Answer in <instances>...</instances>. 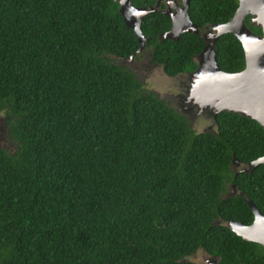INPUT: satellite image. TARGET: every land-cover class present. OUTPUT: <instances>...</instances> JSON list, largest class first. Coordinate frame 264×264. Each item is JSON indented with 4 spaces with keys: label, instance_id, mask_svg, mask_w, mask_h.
Instances as JSON below:
<instances>
[{
    "label": "trees",
    "instance_id": "obj_1",
    "mask_svg": "<svg viewBox=\"0 0 264 264\" xmlns=\"http://www.w3.org/2000/svg\"><path fill=\"white\" fill-rule=\"evenodd\" d=\"M236 8L190 0L188 14L202 30ZM170 27L154 12L141 31L148 60L175 77L196 68L204 44L192 33L159 41ZM138 47L116 0H0V117L11 147L0 149V264H193L197 251L217 264H264V248L226 226L251 224V209L224 197L232 182L264 215V164L230 168L264 156V129L222 112L213 132H196L120 64L140 58ZM216 58L224 72L244 68L232 34L218 39Z\"/></svg>",
    "mask_w": 264,
    "mask_h": 264
},
{
    "label": "water",
    "instance_id": "obj_2",
    "mask_svg": "<svg viewBox=\"0 0 264 264\" xmlns=\"http://www.w3.org/2000/svg\"><path fill=\"white\" fill-rule=\"evenodd\" d=\"M116 1L126 28L132 30L138 39L137 53L145 49L142 20L154 12H161L171 21L170 29L158 36L159 41H177L184 33L202 38L204 46L195 58L196 68L179 76L183 91L172 98L174 104L170 105L176 112L188 118L195 110L193 118L206 120L210 123V128L214 129L217 115L228 112L254 120L264 129V0H237L236 11L228 22L210 25L204 31L190 20V0H155V4L147 8L134 6L132 0ZM162 3L164 9H161ZM248 25L261 29V34H255ZM225 34L235 36L243 48L244 68L236 73L222 71L217 63L216 44ZM132 59L133 56L129 60ZM1 124L4 128L2 118ZM3 128L0 135L6 138ZM261 164H264V156L245 165L240 171L250 172ZM240 166L237 159L233 158L231 170L236 172ZM237 196L243 198L251 209L253 221L249 225L230 221L226 226L242 240L264 248V215L242 193ZM218 224L219 222L215 223ZM213 264H217V261Z\"/></svg>",
    "mask_w": 264,
    "mask_h": 264
},
{
    "label": "rangeland",
    "instance_id": "obj_3",
    "mask_svg": "<svg viewBox=\"0 0 264 264\" xmlns=\"http://www.w3.org/2000/svg\"><path fill=\"white\" fill-rule=\"evenodd\" d=\"M145 50V49H144ZM144 52V51H142ZM147 55L145 51L142 58L136 60H121L120 64L123 66H128L135 72L138 78L145 84L146 88L153 91L160 99L172 105L174 101L172 98L179 95L183 91V86L180 84L181 78L176 76L174 78L167 77L161 68L151 66L147 68ZM119 62V61H118ZM178 109V107H176ZM179 110V109H178ZM195 115V110L189 115L188 119L191 122L193 129L196 132H202L204 130L214 131V128H210V123L206 120L199 118H193ZM2 117H0L1 119ZM1 132V129H0ZM5 132V131H3ZM0 148H6L11 150L10 144L7 142L5 137L0 135ZM192 263L201 264L200 252L195 256H191L189 259Z\"/></svg>",
    "mask_w": 264,
    "mask_h": 264
},
{
    "label": "flooded vegetation",
    "instance_id": "obj_4",
    "mask_svg": "<svg viewBox=\"0 0 264 264\" xmlns=\"http://www.w3.org/2000/svg\"><path fill=\"white\" fill-rule=\"evenodd\" d=\"M162 5L164 6V3H162ZM162 5H161V7H162ZM164 8H165V6H164ZM248 20H249V18H247ZM247 21V20H246ZM248 23V22H247ZM209 27V26H208ZM208 27H206V28H204V29H202V31H204V30H206V29H208ZM144 51V50H143ZM145 52V51H144ZM144 52H141L140 53V58H142L143 57V54H144ZM139 58V59H140ZM147 58H148V55H147ZM138 59V58H137ZM132 60H136V59H132ZM131 60V61H132ZM137 61V60H136ZM151 66H157V67H159L157 64H152L149 60H147V68H149V67H151ZM160 68V67H159ZM164 73V72H163ZM180 75H182V74H180ZM180 75H178V76H180ZM183 79V78H182ZM4 124V123H3ZM2 126V124L0 125V129L2 130V128L3 127H1ZM4 129V128H3ZM207 130V129H206ZM0 149H6V148H0ZM244 167H245V165H242L241 164V166L239 167V168H237L235 171L236 172H234L233 171V176H236L237 174H242V173H244V174H246V173H250V172H241L240 170H242V169H244ZM225 196L224 197H230V196H232V197H234V196H237L238 194H240L241 192H239L237 189H236V187H235V185L232 183V182H228V183H226V185H225ZM198 252H200V259H201V261H202V263L201 264H213L215 261H217L218 262V259L216 258V257H214V256H211V255H209V254H207V253H205V252H203V251H197L194 255H192V256H195ZM193 264H196V263H193Z\"/></svg>",
    "mask_w": 264,
    "mask_h": 264
}]
</instances>
